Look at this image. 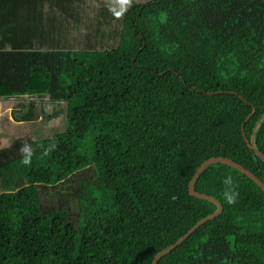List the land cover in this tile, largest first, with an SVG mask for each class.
<instances>
[{
	"label": "trees",
	"instance_id": "obj_1",
	"mask_svg": "<svg viewBox=\"0 0 264 264\" xmlns=\"http://www.w3.org/2000/svg\"><path fill=\"white\" fill-rule=\"evenodd\" d=\"M5 104L0 264H151L203 162L264 184V0H0ZM193 189L157 264H264L262 190Z\"/></svg>",
	"mask_w": 264,
	"mask_h": 264
},
{
	"label": "water",
	"instance_id": "obj_2",
	"mask_svg": "<svg viewBox=\"0 0 264 264\" xmlns=\"http://www.w3.org/2000/svg\"><path fill=\"white\" fill-rule=\"evenodd\" d=\"M255 110H253L254 113ZM263 117V116H262ZM259 126V122L256 124L252 135L250 137L249 140H247L245 138L244 135V130L242 128V134H243V138L245 140V143L247 144L248 148L250 150H252L256 156L262 160L264 162V157L257 151V149L255 148V143H254V134L257 130ZM223 164L226 166H229L235 170H237L238 172H240L241 174L245 175L246 177H248L249 179H251L264 193V184L256 177L254 176L251 172L247 171L246 169H244L242 166L234 163L232 160L229 159H225V158H211L206 160L205 162H203L195 171L194 175L192 176V179L189 182L188 185V194L194 198L197 199H202V200H206L209 201L211 203H213L216 206V210L214 213H212L211 215H208L207 217L201 219L200 221H198L192 228H190L187 233L181 237L178 241H176L173 245L169 246L168 248L158 252L155 254L152 263L151 264H157V261L159 260V258L167 253H169L170 251H172L173 249H175L177 246H179L182 242H184L199 226H201L202 224L206 223L209 220L215 219L216 217H218L221 212H222V206L221 204L213 197L211 196H207L204 194H199L197 192L194 191V184L198 178V176L201 174V172L208 166L212 165V164Z\"/></svg>",
	"mask_w": 264,
	"mask_h": 264
},
{
	"label": "clouds",
	"instance_id": "obj_3",
	"mask_svg": "<svg viewBox=\"0 0 264 264\" xmlns=\"http://www.w3.org/2000/svg\"><path fill=\"white\" fill-rule=\"evenodd\" d=\"M22 152L24 153V156L23 158L21 159V163L23 165H29L31 163V151L30 149L25 146L23 149H22ZM224 184L227 185V186H231L233 184V181H232V178L229 176V177H226L224 179ZM236 197H237V193L235 191H233L231 189V187H229L225 192H224V198H225V201L228 205H232L235 203L236 201Z\"/></svg>",
	"mask_w": 264,
	"mask_h": 264
},
{
	"label": "rangeland",
	"instance_id": "obj_4",
	"mask_svg": "<svg viewBox=\"0 0 264 264\" xmlns=\"http://www.w3.org/2000/svg\"><path fill=\"white\" fill-rule=\"evenodd\" d=\"M8 106L5 104V105H2L1 106V109H2V111L4 112V110L7 108ZM63 115V114H62ZM50 131V133H52V131L51 130H49ZM7 133V132H6ZM4 136V135H3ZM8 143V140L7 139H5V140H3V144L4 145H6ZM46 199H48V200H50V199H55V197L53 196V195H50V196H48V197H46Z\"/></svg>",
	"mask_w": 264,
	"mask_h": 264
},
{
	"label": "crops",
	"instance_id": "obj_5",
	"mask_svg": "<svg viewBox=\"0 0 264 264\" xmlns=\"http://www.w3.org/2000/svg\"><path fill=\"white\" fill-rule=\"evenodd\" d=\"M4 112L0 113V115H2Z\"/></svg>",
	"mask_w": 264,
	"mask_h": 264
}]
</instances>
